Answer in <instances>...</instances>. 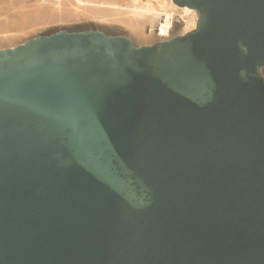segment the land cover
I'll return each mask as SVG.
<instances>
[{
	"label": "water",
	"instance_id": "1",
	"mask_svg": "<svg viewBox=\"0 0 264 264\" xmlns=\"http://www.w3.org/2000/svg\"><path fill=\"white\" fill-rule=\"evenodd\" d=\"M173 2L0 49V264H264V0Z\"/></svg>",
	"mask_w": 264,
	"mask_h": 264
},
{
	"label": "rangeland",
	"instance_id": "2",
	"mask_svg": "<svg viewBox=\"0 0 264 264\" xmlns=\"http://www.w3.org/2000/svg\"><path fill=\"white\" fill-rule=\"evenodd\" d=\"M82 1L83 4L79 6L77 0H0V49L14 48L28 40L60 31L87 30L128 37L136 46L154 44L149 38L152 35L157 37L158 24L154 28L148 26L144 38L132 32L126 23L123 24L130 16L128 12L135 8L130 0ZM149 1L154 3L153 5L164 3L167 7L175 9L171 38L196 28L197 12L178 7L172 0H141L140 6L147 7ZM260 74L264 77V68L260 70Z\"/></svg>",
	"mask_w": 264,
	"mask_h": 264
},
{
	"label": "bare ground",
	"instance_id": "3",
	"mask_svg": "<svg viewBox=\"0 0 264 264\" xmlns=\"http://www.w3.org/2000/svg\"><path fill=\"white\" fill-rule=\"evenodd\" d=\"M77 2L79 4L77 3L76 4L79 6L80 4H83L82 0H77ZM130 3L133 4L135 8H132L130 12H128L130 16L127 20H125L123 24L126 23L127 26L131 29V31L137 34V36L144 38L145 30L148 26H150L151 28H154L155 25L157 24L159 26L164 21V19L165 22L163 24L166 25V27H168L171 23L173 26V22L175 19V9L172 8L171 6L167 7L164 3H159V4L156 3L157 5H153L154 3L149 1L147 3V7H141L140 6L141 0H130ZM181 8H188V7H181ZM187 10H192V9L188 8Z\"/></svg>",
	"mask_w": 264,
	"mask_h": 264
},
{
	"label": "built area",
	"instance_id": "4",
	"mask_svg": "<svg viewBox=\"0 0 264 264\" xmlns=\"http://www.w3.org/2000/svg\"><path fill=\"white\" fill-rule=\"evenodd\" d=\"M164 21L158 26L156 29L157 37L160 39V41H166L171 39V31L173 29L172 23L166 27L163 23Z\"/></svg>",
	"mask_w": 264,
	"mask_h": 264
},
{
	"label": "crops",
	"instance_id": "5",
	"mask_svg": "<svg viewBox=\"0 0 264 264\" xmlns=\"http://www.w3.org/2000/svg\"><path fill=\"white\" fill-rule=\"evenodd\" d=\"M106 21H109L110 23H119L118 21H114V20H106ZM127 28H128V27H127ZM128 29H129V28H128ZM149 40L152 41L153 43H155V42L158 41V37L152 35V36L149 38ZM159 40H160V39H159Z\"/></svg>",
	"mask_w": 264,
	"mask_h": 264
}]
</instances>
